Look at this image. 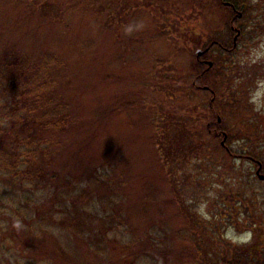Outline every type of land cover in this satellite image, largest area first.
Segmentation results:
<instances>
[{"label": "rangeland", "instance_id": "374dc122", "mask_svg": "<svg viewBox=\"0 0 264 264\" xmlns=\"http://www.w3.org/2000/svg\"><path fill=\"white\" fill-rule=\"evenodd\" d=\"M242 2L232 51L217 0H0V54L61 60L68 117L0 132V264H264V0ZM39 146L54 159L26 177Z\"/></svg>", "mask_w": 264, "mask_h": 264}, {"label": "trees", "instance_id": "16d2710c", "mask_svg": "<svg viewBox=\"0 0 264 264\" xmlns=\"http://www.w3.org/2000/svg\"><path fill=\"white\" fill-rule=\"evenodd\" d=\"M246 11L243 12L242 18L236 17V23L238 21L242 23L246 17ZM239 30L240 34L237 36L236 46L243 40H246L243 45L253 40L252 33H249L246 25H241ZM227 31L232 36V39L236 36V31L228 26ZM216 46L219 47V51H223L227 44L222 40H218ZM236 46L233 47L231 45L228 48H232V51H234ZM213 48H215L214 45ZM207 53L201 58L204 59L208 56ZM221 61L224 60L222 59ZM63 65L64 63L61 60L54 57L35 64L28 56L15 51H5L0 54L1 137L28 140L41 134L39 130L54 132L63 130L68 126V117L65 115L67 111L59 115L58 112L61 107L52 106V102L49 101L53 92L52 73L54 70L63 67ZM216 65L217 62L214 61L213 67L207 72H212ZM197 78V85L200 87L204 86L205 80L201 76ZM196 90L200 91L201 89L197 88ZM3 100L5 101L2 102ZM212 104H214V101ZM211 115L214 119L216 113L212 110ZM223 127V121L218 123L215 120L213 124L207 125V130L210 133L209 135H215L224 130ZM22 157L24 161V165L21 168L22 173L26 177L34 174L36 178L44 177V170L47 169V165H51L54 159L51 150L45 149L43 146L24 151ZM184 235L179 234L181 238L183 237V240L194 242L189 236ZM192 251L190 252L191 257L195 255L194 250Z\"/></svg>", "mask_w": 264, "mask_h": 264}, {"label": "flooded vegetation", "instance_id": "af4514ba", "mask_svg": "<svg viewBox=\"0 0 264 264\" xmlns=\"http://www.w3.org/2000/svg\"><path fill=\"white\" fill-rule=\"evenodd\" d=\"M217 1L221 4V6H223L224 8L230 9L233 12L234 19L227 22L226 26L236 31V34L238 33L240 34L239 25L236 24L235 18L243 17V12L245 11L246 6L243 4L242 0H217ZM239 14H241V16H239ZM223 50L225 52L229 51L226 48H224Z\"/></svg>", "mask_w": 264, "mask_h": 264}, {"label": "clouds", "instance_id": "9594fccd", "mask_svg": "<svg viewBox=\"0 0 264 264\" xmlns=\"http://www.w3.org/2000/svg\"><path fill=\"white\" fill-rule=\"evenodd\" d=\"M264 86H262L259 90L253 93L251 99L257 105V108L264 107ZM247 238V237H246Z\"/></svg>", "mask_w": 264, "mask_h": 264}, {"label": "water", "instance_id": "95a60500", "mask_svg": "<svg viewBox=\"0 0 264 264\" xmlns=\"http://www.w3.org/2000/svg\"><path fill=\"white\" fill-rule=\"evenodd\" d=\"M203 53H204L203 51L198 50V51L196 52V55L199 57V56H201ZM209 65H211V63H209ZM259 171H260V168L258 169L257 174H259ZM259 178H260L261 180H264V176H262V175H259Z\"/></svg>", "mask_w": 264, "mask_h": 264}]
</instances>
